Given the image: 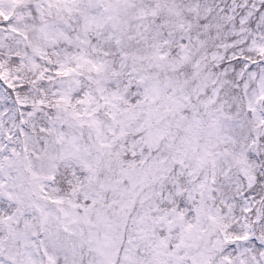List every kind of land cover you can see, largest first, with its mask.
I'll use <instances>...</instances> for the list:
<instances>
[{"label":"snow or ice","instance_id":"6c2138e0","mask_svg":"<svg viewBox=\"0 0 264 264\" xmlns=\"http://www.w3.org/2000/svg\"><path fill=\"white\" fill-rule=\"evenodd\" d=\"M0 264H264V0H0Z\"/></svg>","mask_w":264,"mask_h":264}]
</instances>
